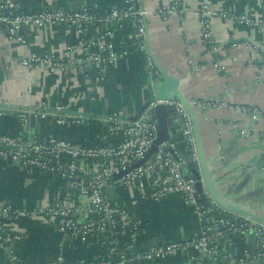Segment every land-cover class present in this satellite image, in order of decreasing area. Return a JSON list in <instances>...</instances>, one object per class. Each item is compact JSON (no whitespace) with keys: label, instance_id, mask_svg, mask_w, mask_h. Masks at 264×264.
Segmentation results:
<instances>
[{"label":"crops","instance_id":"obj_1","mask_svg":"<svg viewBox=\"0 0 264 264\" xmlns=\"http://www.w3.org/2000/svg\"><path fill=\"white\" fill-rule=\"evenodd\" d=\"M172 2L145 0L142 6L153 12ZM18 3L22 12L45 8L112 11L126 6V0H18ZM213 5L226 14L212 19L219 47L216 59L207 50L201 34L200 0H183V11L167 20L150 14L146 19L148 41L156 63L181 79V90L195 107L204 151L222 202L264 219V116L261 114L264 112V32L231 18L249 15L264 22V0H213ZM26 38V44L21 45L0 35V132L13 135L22 132L32 139L114 144L120 136L110 132L104 119L119 114L134 121L139 111L150 103L154 79L139 50L132 23L114 25L110 32L93 28L85 35L65 26L28 29ZM92 42L97 43L96 50L99 43L113 45L117 63L99 64L88 70L81 64H70L63 72L53 67L34 70L22 66L23 59L29 55L59 56L68 47H75L77 58L84 61L93 48L87 52L83 49ZM217 61L226 67L224 74L216 68ZM59 106L69 115L90 117V123L63 126L54 117L42 119L36 115L45 107L47 113L54 114ZM18 110L31 112L27 122L22 121ZM32 116L38 119L32 121ZM176 142L182 153L189 155L182 130ZM66 190L67 184L56 176L27 171L18 163L0 159V205L34 210L52 203ZM111 200L114 206L130 207L140 220L143 247L196 239L201 232L194 208L178 194L153 201L142 198L133 189L120 188ZM6 225L21 232L22 240L0 251L2 260L14 253L25 264H60V257L65 264H85L98 256H108V247L97 239L87 243L79 239L64 242L53 228L33 219ZM230 236L218 243L217 258L222 260L214 258L211 262L232 264L225 260L226 255L234 253L242 257L262 243L254 234ZM122 241L125 242V237ZM200 253L191 249L158 261L135 264H207L206 260L199 262Z\"/></svg>","mask_w":264,"mask_h":264},{"label":"built area","instance_id":"obj_2","mask_svg":"<svg viewBox=\"0 0 264 264\" xmlns=\"http://www.w3.org/2000/svg\"><path fill=\"white\" fill-rule=\"evenodd\" d=\"M145 0H126L124 9L104 11L99 9H81L76 12L62 9L45 8L37 12H22L18 0H0V35L11 42L26 44L28 29H48L56 26L76 28L80 35L88 34L91 29H107L110 32L115 25L132 23L135 37L139 42V50L143 52L146 67L150 74L158 75L151 53L146 19L155 14L164 20L171 15L183 11V0H173L170 6L148 11L142 2ZM242 1V0H231ZM249 1V0H248ZM201 34L207 50L218 56V43L213 30L214 17L223 16L214 7L213 0H200ZM239 23L264 32V22L252 19L249 15L231 17ZM91 42V41H90ZM89 43L84 61L77 58V49L68 47L62 54H32L22 61L24 69L41 70L58 68L65 71L67 65L79 64L86 70L95 65H113L118 56L113 45ZM78 59V60H77ZM220 73L226 67L219 61L215 64ZM106 70V66H105ZM159 104L175 105L179 114L178 123L183 125L182 133L188 144L189 155L179 149L174 137L159 146L154 157L143 162L152 150L158 133V125L151 122L150 112ZM12 105V104H11ZM7 107L10 105L6 104ZM12 107V106H11ZM4 109V108H3ZM2 112V110H0ZM22 121L27 122L30 111H19ZM36 113V112H34ZM264 116V112L261 113ZM42 119L54 117L59 125H87L90 117L73 116L65 112L63 106L56 108V113H47L45 107L36 114ZM255 118L257 117L254 114ZM109 130L120 136L114 144H92L89 142H72L57 138L32 139L22 132L15 135L0 132V159L12 157L27 171H35L64 180L67 184L65 193L56 196V200L37 209H12L0 205V251L7 246L22 240V233L7 223L13 224L22 219H33L53 228L63 241L79 239L87 243L97 239L108 247V256L96 257L85 264H135L142 261H158L180 252L198 249L209 255L219 254L218 243L228 235L264 236V225L254 222L219 206L210 196L206 202L197 198L195 182L188 173V164L198 163L193 125L183 105L177 101H153L142 116L135 121L127 120L119 114L104 119ZM180 130V131H181ZM120 188L133 189L141 197L153 201H161L171 195L178 194L184 202L194 208L201 223V232L196 239L177 240L156 247H143L140 244L143 225L135 213L126 205L114 206L112 194ZM13 231V232H11ZM125 237V242L122 238ZM226 261L232 264H264V241L254 252L246 251L242 257L229 253ZM60 264H65L62 257ZM0 264H25L17 255L10 253Z\"/></svg>","mask_w":264,"mask_h":264},{"label":"water","instance_id":"obj_3","mask_svg":"<svg viewBox=\"0 0 264 264\" xmlns=\"http://www.w3.org/2000/svg\"><path fill=\"white\" fill-rule=\"evenodd\" d=\"M153 60L156 71L158 73V75L156 73L153 75V96L150 100V103L143 107V109L139 111L136 117H134V121L138 120L142 116V114L147 110L149 105L155 100L162 102L177 101L181 103L188 115L190 116L193 125V133L196 143L198 163H194L191 161L188 164L187 168L190 178L193 179L195 182L198 200L200 202H206L208 200V197L210 196L219 204L221 208L236 213L237 215L243 216L245 218H250L259 223H264V219L262 217L255 216L253 213L222 202L218 187L213 179V175L210 171V166L207 161L208 159L204 151L202 136L200 134V124L198 116L195 113V107L192 102L184 96L181 90V79L178 76L169 73L162 67H160L156 63V60L154 58ZM221 104L225 105V103ZM150 118L152 123H156L158 125L157 138L150 153L146 156L145 160L139 163L138 165L143 164L146 161L150 160L152 157H154L155 153L159 150V146L161 144L174 137H177L178 132L183 129V125L178 123L179 114L175 105H157L151 110ZM31 119L32 121H35L38 118L36 116H32ZM5 160L9 163L17 164V161H14L12 157H7ZM230 237H232V235ZM257 237H259V241H264V236ZM200 254L202 255V257L199 259V262H203V260H206V263L208 264V262H211L210 259L215 258V255H209L207 253H204L203 251H201ZM211 264L218 263L211 262Z\"/></svg>","mask_w":264,"mask_h":264}]
</instances>
